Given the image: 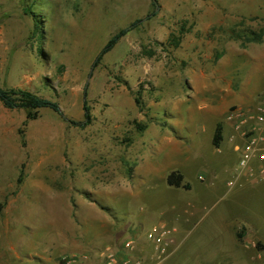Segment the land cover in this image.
I'll use <instances>...</instances> for the list:
<instances>
[{
	"label": "rangeland",
	"instance_id": "1",
	"mask_svg": "<svg viewBox=\"0 0 264 264\" xmlns=\"http://www.w3.org/2000/svg\"><path fill=\"white\" fill-rule=\"evenodd\" d=\"M157 6L95 68L153 0H0V87L62 112L41 109L24 145L27 111L0 101V264H104L127 241L143 264H264V181L230 187L243 147L227 121L264 95V38L247 39L264 0ZM85 100L80 127L68 120H85ZM173 171L189 190L167 184ZM161 227L163 255L147 235Z\"/></svg>",
	"mask_w": 264,
	"mask_h": 264
},
{
	"label": "built area",
	"instance_id": "2",
	"mask_svg": "<svg viewBox=\"0 0 264 264\" xmlns=\"http://www.w3.org/2000/svg\"><path fill=\"white\" fill-rule=\"evenodd\" d=\"M246 115L239 111H232L229 120H237V129L242 131L244 147L239 159L242 173L257 181H264V96L253 114ZM249 120L254 121L250 123ZM250 123V131H244ZM253 126V127H252ZM248 127V126H247ZM257 162V163H256ZM172 232L161 227L148 232V238L154 242L156 248L163 255L170 244L169 237ZM133 241H127L121 248L107 247L101 252L104 264H143V261L132 255ZM88 255L83 259L89 260ZM77 260H71L69 264H78Z\"/></svg>",
	"mask_w": 264,
	"mask_h": 264
},
{
	"label": "trees",
	"instance_id": "3",
	"mask_svg": "<svg viewBox=\"0 0 264 264\" xmlns=\"http://www.w3.org/2000/svg\"><path fill=\"white\" fill-rule=\"evenodd\" d=\"M157 4L158 0H153V11L147 16L146 19H139L134 22L130 27L121 29L118 31L105 45L100 54L98 55L96 61L94 62V67H98L101 64L104 56L110 52L119 41L125 37L130 31H133L145 23V21L150 20L152 17L157 15ZM264 38V29L258 33H253L251 37L247 38L249 41H262ZM85 96H87V92H85ZM0 101L6 108L9 109H25L27 111L26 120L23 123L24 128L19 130V134L22 140V143L25 145V128L28 123L33 120H37L40 115V110L44 108L52 109L53 111L59 113L62 116V112L58 103L41 98L40 96L32 93L30 91L24 89H15V88H3L0 87ZM84 110H85V120L81 122H74L72 120H68L70 123L80 126L86 127L91 123L90 116V108L87 105V100L84 101ZM223 141V126L221 123L217 124L214 137L213 144L216 147H219L221 142ZM167 184L171 187H175L176 189H187L191 188L190 184L185 181L184 175L180 171L171 172L166 178ZM3 209V206L0 204V212ZM238 237L241 239L243 235L241 233L238 234Z\"/></svg>",
	"mask_w": 264,
	"mask_h": 264
},
{
	"label": "crops",
	"instance_id": "4",
	"mask_svg": "<svg viewBox=\"0 0 264 264\" xmlns=\"http://www.w3.org/2000/svg\"><path fill=\"white\" fill-rule=\"evenodd\" d=\"M264 95H262V97H263ZM261 99V98H260ZM241 109H243V107H241ZM238 111L239 112H242L243 114H245V112H243V111H241V110H239L238 109ZM246 111H249V110H246ZM246 118L248 117V116H245ZM228 125H229V127L233 130V134L230 136V138H229V141L230 142H233V143H238V145L239 146H236L235 147V150L237 149V150H240V148L241 147H244V139H243V135H242V131H239L238 129H237V120H229V115H228ZM249 122L250 123H253L254 121H250L249 120ZM217 124H218V122H217ZM217 124H216V127H217ZM249 125V123L246 125V127ZM251 125V124H250ZM253 127V126H252ZM216 129V128H215ZM213 137H214V135H213ZM213 141V140H212ZM263 147H264V145H263ZM243 150V149H242ZM257 163V162H256ZM252 182V183H257L258 181L257 180H255V178H251V177H249V176H247L246 174H242V173H240L239 175H238V177L236 178V180L234 181V183L233 182H231V188L232 187H234L235 185H237V184H240V183H242V182H245V183H247V182Z\"/></svg>",
	"mask_w": 264,
	"mask_h": 264
}]
</instances>
